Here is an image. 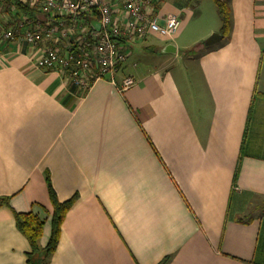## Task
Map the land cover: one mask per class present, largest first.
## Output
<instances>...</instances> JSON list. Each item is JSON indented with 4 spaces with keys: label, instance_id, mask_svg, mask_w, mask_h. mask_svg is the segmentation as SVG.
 <instances>
[{
    "label": "crops",
    "instance_id": "crops-1",
    "mask_svg": "<svg viewBox=\"0 0 264 264\" xmlns=\"http://www.w3.org/2000/svg\"><path fill=\"white\" fill-rule=\"evenodd\" d=\"M221 1L225 31L212 0H158L178 29L124 43L123 92L78 90L30 45L0 48V264H28L15 214L44 221L46 246V177L75 198L46 264H264V0Z\"/></svg>",
    "mask_w": 264,
    "mask_h": 264
},
{
    "label": "built area",
    "instance_id": "built-area-1",
    "mask_svg": "<svg viewBox=\"0 0 264 264\" xmlns=\"http://www.w3.org/2000/svg\"><path fill=\"white\" fill-rule=\"evenodd\" d=\"M13 1V27L0 22V48L30 45L38 51L37 69L58 73L78 90H88L104 79L120 92L129 89L134 85L132 77L124 76L119 84L115 81L129 56L124 43L150 34L169 39L179 26L174 15L159 23L154 12L158 0ZM18 5L47 16V20L19 17ZM90 20L97 22L98 30L91 27Z\"/></svg>",
    "mask_w": 264,
    "mask_h": 264
},
{
    "label": "trees",
    "instance_id": "trees-1",
    "mask_svg": "<svg viewBox=\"0 0 264 264\" xmlns=\"http://www.w3.org/2000/svg\"><path fill=\"white\" fill-rule=\"evenodd\" d=\"M217 14L221 21L222 30L225 31L229 28L230 24V10L228 5L221 0H212ZM21 7V8H19ZM18 8L23 10L25 14L31 11L24 6H19ZM46 185L48 189V196L50 204L52 207L51 212V232L50 237L46 246L43 249L39 248L38 242L42 234L43 220L39 219L35 214H15L16 228L17 230L27 239L29 242L31 252L27 255L28 264H46L48 258L54 252L59 235L60 227L63 222L64 216L69 208L72 206L75 198H71L64 202H59L53 192L49 179L46 177ZM165 260L160 264H165Z\"/></svg>",
    "mask_w": 264,
    "mask_h": 264
},
{
    "label": "water",
    "instance_id": "water-1",
    "mask_svg": "<svg viewBox=\"0 0 264 264\" xmlns=\"http://www.w3.org/2000/svg\"><path fill=\"white\" fill-rule=\"evenodd\" d=\"M89 22H90L91 27H93L94 29L98 30V24H97L96 21L90 20ZM220 38H221L220 35L212 34L205 40L204 44L206 46H211V45L215 44L216 42L220 41Z\"/></svg>",
    "mask_w": 264,
    "mask_h": 264
}]
</instances>
